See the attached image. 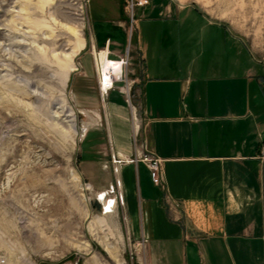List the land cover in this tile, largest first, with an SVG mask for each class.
<instances>
[{
  "label": "crops",
  "instance_id": "obj_1",
  "mask_svg": "<svg viewBox=\"0 0 264 264\" xmlns=\"http://www.w3.org/2000/svg\"><path fill=\"white\" fill-rule=\"evenodd\" d=\"M124 1L100 0L95 17L88 13L91 48L110 60L131 50L128 82L139 91V119L122 94L108 91L110 153L100 161L90 147L104 137L87 134L83 173L91 184L97 173L109 183L119 178L138 264H264L261 64L221 23L181 7L173 15L171 3L139 6L162 20L141 29L136 19L130 36ZM141 144L161 159L163 185L140 161L114 172L111 153L133 156Z\"/></svg>",
  "mask_w": 264,
  "mask_h": 264
},
{
  "label": "rangeland",
  "instance_id": "obj_2",
  "mask_svg": "<svg viewBox=\"0 0 264 264\" xmlns=\"http://www.w3.org/2000/svg\"><path fill=\"white\" fill-rule=\"evenodd\" d=\"M99 1L0 0V264H138L123 207L102 211L96 195L109 182L97 173L91 184L81 162L92 132L105 142L90 150L99 151L100 161L110 153L107 94L102 97L92 64L88 17H95ZM128 2L123 12L129 24ZM162 3L173 4V15L181 7L221 23L264 70V0H147L134 8L141 29L161 18L139 6ZM66 61L77 70L61 67ZM108 93L122 94L139 119V91L131 86L127 95L120 85ZM70 111L75 135L56 125L57 119L67 121Z\"/></svg>",
  "mask_w": 264,
  "mask_h": 264
},
{
  "label": "built area",
  "instance_id": "obj_3",
  "mask_svg": "<svg viewBox=\"0 0 264 264\" xmlns=\"http://www.w3.org/2000/svg\"><path fill=\"white\" fill-rule=\"evenodd\" d=\"M138 5H142L140 0H130V2H128L127 6L125 7L126 13L129 18V30H130L129 32L130 33L134 32L137 29L136 19L133 14V8H135ZM93 59H94V62H96V55L94 54H93ZM118 59L120 62V67H121L120 72L119 74H117V73H114V71L112 70L111 74H108V77H107L109 82L106 81L103 77L101 78V81H100V78L98 77V72L96 70L97 77H98V85L100 89H103L104 94H107V92L112 89L119 88L120 85L126 86L127 93L131 94L130 88H131L132 82L131 81L126 82L127 75L129 74L128 73V67H129L128 47L125 51V54L122 57H119ZM137 141L138 140L135 134L133 136V143L136 144ZM140 146H142L141 150L139 152L136 151L133 156L115 157L111 153V162L114 168V172L116 173L117 171L116 165H118L119 163H122V162L136 163L140 161L146 165L148 172H149L150 179L153 182V184L157 186L163 185L164 177H163V171L161 167V163H162L161 159L154 156L151 152L147 150L145 151L142 144ZM258 157L264 160V144H262L259 148ZM114 179L115 180H113L114 181L113 183L112 182L108 183V185L106 186L107 188L98 192L96 195V199L101 204L102 211L104 213L114 212L118 208L120 207L122 208L125 205V199H124L123 191L121 188V182L118 177H115ZM105 197H106V202L111 201V204L109 205L110 207L108 208L109 210L107 212L104 210L103 201H102V199H104ZM169 205L171 208H174V209L179 207V204L176 202H173L172 204H169Z\"/></svg>",
  "mask_w": 264,
  "mask_h": 264
},
{
  "label": "bare ground",
  "instance_id": "obj_4",
  "mask_svg": "<svg viewBox=\"0 0 264 264\" xmlns=\"http://www.w3.org/2000/svg\"><path fill=\"white\" fill-rule=\"evenodd\" d=\"M141 1V4H143V1ZM133 14H134V8H133ZM81 27H83L82 23H80ZM68 30H71V31H74V32H77V35L78 37L81 36V32L80 31H76L74 29H72V27H68ZM130 31V30H129ZM133 32H131L130 34L132 35ZM130 35V36H131ZM78 39V38H77ZM79 47H82L83 48V45H84V40L82 38H79ZM74 51V50H73ZM72 52V51H71ZM73 53V52H72ZM103 54L104 56H102L101 54ZM57 55V54H56ZM71 54H64V58L67 59V57L69 58ZM73 56V55H72ZM71 56V57H72ZM53 58V57H52ZM58 58V57H57ZM98 58V59H97ZM107 55H106V52H99L97 55H96V62H95V67H96V70L98 72V77L100 78V81H101V78L103 77L106 81L109 82L108 80V74H111V71L113 70L114 73H117L119 74L120 72V62H119V59H114V60H110V59H107ZM60 63V62H59ZM63 65L61 67H63L64 65H66V67L70 70V71H76V67L74 66V64H70V62H65V63H62ZM65 67V68H66ZM64 68V70H65ZM63 70V69H62ZM129 78H128V75H127V80L126 82H128ZM101 92L104 94V91L103 89H100ZM127 95H129V93H127ZM128 100H130V97L128 96ZM133 111V110H132ZM72 111H70L69 113H67V115H64L65 119H67V121H63L61 119H57V122H56V125L58 126V128H60V132L63 131L64 134H76V126H75V123H74V115ZM96 116V118H99V114L98 113H95L94 114ZM56 118V117H55ZM60 126V127H59ZM87 130V128L85 127L83 129V133H85V131ZM71 132V133H70ZM155 156V155H154ZM104 203H103V207H104V210L107 212L109 209V205L111 204V201H107L106 202V197L104 198ZM103 200V199H102ZM109 200V199H108ZM104 247V250L106 251V253H108L111 257L115 258L113 252H112V249L110 246L104 244L103 245Z\"/></svg>",
  "mask_w": 264,
  "mask_h": 264
}]
</instances>
